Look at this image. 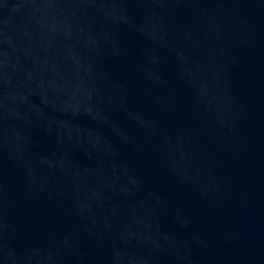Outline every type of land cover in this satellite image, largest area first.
Segmentation results:
<instances>
[{
  "label": "water",
  "instance_id": "95a60500",
  "mask_svg": "<svg viewBox=\"0 0 264 264\" xmlns=\"http://www.w3.org/2000/svg\"><path fill=\"white\" fill-rule=\"evenodd\" d=\"M0 264H264V0H0Z\"/></svg>",
  "mask_w": 264,
  "mask_h": 264
}]
</instances>
